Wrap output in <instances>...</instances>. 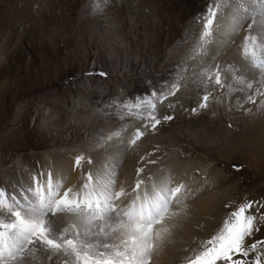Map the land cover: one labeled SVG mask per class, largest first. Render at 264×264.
Here are the masks:
<instances>
[{
    "label": "rangeland",
    "instance_id": "374dc122",
    "mask_svg": "<svg viewBox=\"0 0 264 264\" xmlns=\"http://www.w3.org/2000/svg\"><path fill=\"white\" fill-rule=\"evenodd\" d=\"M257 1L250 0L242 8L248 17L242 16L236 30L240 36L249 28L242 32L237 52L254 74L253 70L242 71L237 61L226 56L229 46H234L231 40L220 48L213 43L225 16L231 9L235 12V0H0V198L23 201L16 208L24 209L27 219L24 222L15 216L7 221L9 215L0 213V233L12 249L6 257L17 253L22 257L15 262L2 256L0 264H32L42 249L46 251L48 242L61 253L46 255L56 264H108L116 259L119 261L114 264H130L110 252L117 242L129 239L127 224L113 220L116 213H110L106 205L99 204L104 209L98 213L99 220L82 216L90 211L57 208L59 213H46L38 217V224L33 223L35 228L44 222L42 235L37 232L36 236L27 224L28 217L35 211L46 212L47 206L34 203V193L22 200H17L20 193L3 194L15 174L28 171L27 165L38 169L48 154L69 160L68 170L77 172L72 183L63 174V180L59 179L61 189L72 185L70 201L82 194L74 185L97 171L99 164L94 161L105 157L106 151L118 158L121 149L119 164L139 162V169L154 157L157 160L161 150L170 154L164 157L168 166L173 162L200 165L199 159L212 166L213 183L217 179L220 190L211 184L200 195L204 197L207 191L215 197L210 212L217 216L207 217L211 223L199 228L201 235L188 236L178 246L186 264L199 262L211 252L208 264H251L250 254L264 264V243L257 242L264 238V216L260 224L256 219L242 221L256 213L247 207L252 202H244L246 199L264 201V34L252 24L248 26L253 17V22L264 17V5L257 8ZM126 136L132 140L139 137L135 149ZM178 156H185L183 162ZM84 164L89 165L88 171H83ZM114 176L119 179L118 174ZM158 176L151 173L138 181L144 187L136 197L147 206L136 213L148 214L152 202L147 198L157 195L155 189L162 183ZM17 179V188L33 183L32 177ZM150 179L151 185L156 181L152 191L145 189ZM42 180L46 186V178ZM166 182L163 198H169L174 180ZM187 189L188 183L178 197ZM201 198L181 207L192 209V203ZM168 205L170 202L161 211ZM8 206L0 207V212L10 213ZM183 208L173 212L180 215ZM67 213L77 215L82 228H89L79 231L81 238L75 230L64 233L65 237L59 232L67 230L59 217ZM90 224L92 227L87 226ZM248 226L259 228L252 237ZM133 231L142 239V230ZM65 238L66 242H59ZM29 242H34L30 251ZM149 244L144 254L153 251Z\"/></svg>",
    "mask_w": 264,
    "mask_h": 264
},
{
    "label": "bare ground",
    "instance_id": "6f19581e",
    "mask_svg": "<svg viewBox=\"0 0 264 264\" xmlns=\"http://www.w3.org/2000/svg\"><path fill=\"white\" fill-rule=\"evenodd\" d=\"M249 1L250 0H244V1L243 0H235V2L233 3V5L237 6L235 12L233 9H231V12L226 11V12H228V14L225 16V18L222 22L223 26H222V28H220L218 30V33L216 34L217 37L214 39V42H213V43H216L218 48H220V47H222V44H224L223 42H225L227 44L228 40H231V44H234V46H231V47L229 46V48H228L229 50H227V52H225L226 56L230 55L229 57L232 58L234 62L237 61V64L241 66L242 71H245V72H248V71L251 72V70H253V69L249 68V66H247L248 64L246 63V61L243 58L240 60L239 52H237V49H238L237 45L239 44V41L241 40V38L244 37L242 35V32H243V34H245L247 29H249V28H245L244 31H241L240 36L236 35V30H238V28H240V20H241L242 16L248 17L247 13L242 11V8H245L248 4H250ZM252 1H254V0H252ZM258 1H259L260 5L258 6L255 4L256 7L262 8V6L264 5V0H258ZM241 12L244 15H241ZM257 13H260V12L257 11ZM237 15H239V16H237ZM253 19H254V17H253ZM253 19H251L248 26L249 25L251 26V24H252V28H258V29L262 30V32L264 34V17L262 15L258 16V18H256L255 22H253L254 21ZM253 73L255 74L254 70H253ZM127 137L128 136H126L125 140L127 139ZM128 139H129L128 144H130V139H132V138L128 137ZM122 147H123L124 152H126L125 146L122 145ZM106 152H103L105 157H103L102 159H99L97 161H94V163H93V164H95L96 162H98V164H99V167L96 168L97 173L95 171H92L91 173H89V175H87L88 178H82L79 180L78 183H76L74 185V186H78L79 189L83 188L82 189L83 193L79 197H77V199H72L70 201H67L68 200V194L65 193V195L60 196V199L63 198L64 200L61 202V204L58 208L59 209H65L68 207L69 209H72L76 212H79L80 210H78V209L84 208V207L85 208L89 207L90 212L93 214L91 216L93 218H96L97 215L95 214L96 210L94 211V208L95 209L97 208L98 213L103 212V209L99 205L100 199L104 200V197L111 199L110 193L106 194V191H107L106 188L107 187H101L100 188L99 181L97 179L107 177V182H109L110 184H113L114 183V182H112L113 176L115 174H118L119 179L117 180V183H118L119 191L121 194L119 199L121 200L123 197L124 198H123V201L116 208V210H118V211H116V217L114 215L113 217L111 216V218L113 220L122 219V221L120 223L121 224L122 223L127 224V226H125L126 228H128L127 229L128 235L126 237L129 240L124 241L122 239L123 240L122 242L119 240L120 242H117V245L115 247H113L112 249H110V252L113 253V256L118 257L120 260L121 259L129 260V261H125V262H130V264H132V263L133 264H148L149 263L148 260H151V264H178V262L180 264H186L187 260L184 259L183 256L180 255V253L183 251H182V249H178V246H180L181 242H185V240L188 239V236L195 237V236L201 235L200 230L203 228V224H205V226L208 227L209 226L208 224L211 223V220L206 219V218L207 217L211 218L212 216L213 217L217 216V214L213 215V212L212 213L210 212L212 210V205L214 203L215 197L211 196L210 192H207V191L205 192L204 197L202 195H200V193H202L207 187L209 188L211 184L214 185V189L220 190V188H218L219 181L217 179H215V183H213L214 175L211 173L212 172L211 171L212 166L210 167L209 165H207L206 164L207 161H205L203 159L202 160L199 159V161L202 163L200 165L190 164V165L181 166L179 163L173 162L170 166H168L167 161H164L165 160L164 157H165V155L168 156L170 154L166 153L164 155V153L166 151L161 150V152H157V154H158L157 160H155L156 157H154L152 162H149L148 165L139 169L138 168L139 162L133 163V164H131V163L128 164V162L123 161V165L119 164L121 162L122 149H121V152L117 153L118 158L115 157L114 155L106 154ZM162 152H164V153H162ZM71 156H73V155H71ZM176 157H177V155H176ZM26 158H29V157H25V159ZM25 159H24V166H25ZM130 159H132V156L129 158V160ZM178 159H179V156H178ZM180 159L179 160L181 162H183L181 157H180ZM190 161H195V160H190ZM196 161H198V160H196ZM43 162H44V160H43ZM187 162L188 161H186V163ZM105 163H111V164L107 165L104 169L103 166L105 165ZM152 164H155V166L152 167V171L155 174L159 175L157 177V180H160L162 183H160L159 186L157 187V189H155V191H159L158 194L156 195V194L152 193L153 195L150 198H147V199L151 200L152 203L150 204V206L148 208L147 217L144 215L142 217L143 221L146 222V225L143 228L142 225H144V224L141 223L142 221L138 222V223H141L140 224L141 226H138V225H135L134 223L126 222L125 219H127L129 217V214L133 215L136 212H138L139 210H141L147 206V203L145 201L139 200L136 196H138L140 193L142 194V189L144 187V185L141 183H138V181L142 180L144 177L150 175L151 173H152V175H154V173L151 170L148 171L151 168ZM204 164H206L209 167V170H208L207 166ZM209 164H211V163L209 162ZM69 165H70L69 160H67L65 162V161H62L56 155L50 157L48 154H45V163L40 165L38 167V169H36L33 166H29V165L26 166V169L28 168V171H30L31 176L29 175V172L27 170H25V172H23V171H21V172L19 171L18 173L16 172L17 174H15L13 176L14 179L11 181V183L9 182L10 185L7 184V185H9L7 187V192H6V190H4L3 194L5 195V194L9 193L10 195H12V193H20V198L18 196H16L15 194L14 195L16 198L18 197L17 200H19V199L22 200L23 198H26L30 194L37 192L40 187H44V190L47 193L49 192L48 189L52 191V194H49V193L46 194V192H45V196H52L53 197L52 200H54V198H57L62 193L63 190L65 191L69 187V186H65L62 189L60 188V185L63 184L62 182L59 181V179L62 178V174L65 175L68 180H70V183L73 182V179L75 178V176L77 174L75 169L68 170ZM78 166H80V165L78 164ZM91 166L93 167V165H91ZM120 166H121V169L119 171L118 169L120 168ZM45 167H47V168H45ZM160 167H163L162 171L159 169ZM172 168H176V170L174 169L175 171H172ZM36 172H37V174H36ZM110 172H111V174H110ZM12 174H14V173H12ZM18 177L21 179L23 178V180H30L32 177L33 183L32 184H26L25 183L23 186H21L19 188L14 187L15 185L18 186V179H17ZM45 178H46V186L41 184V180L43 179L42 181L45 182ZM116 179H117V177H115L114 181ZM190 179H191V182L189 183L188 189L184 193V195L182 197L179 196V198H176V199L174 198L172 200L171 205L166 207L169 210V214H168L169 216L164 221H162L159 225L150 228L151 227L150 223L153 222L154 218H158L157 220H160V217L162 216V214H158V213L162 209V206L165 203L171 202L169 200V198H167V197H165V198L160 197L165 190V186H166L165 182L166 181L170 182V181L174 180L172 188L174 190L178 191V190H181ZM62 180H63V178H62ZM143 180H145V179H143ZM23 183H24V181H23ZM152 184L153 185H151V179H150L149 185L145 189H147L149 187L148 190L152 191L156 185V181H154ZM32 188H34V189L31 190ZM91 190L95 191V193L91 197L86 198V195H87L86 193H89ZM29 191H30V193H29ZM55 192L57 193L56 196L54 195ZM45 196H43L44 202H42L44 204L47 202V199ZM198 197H202V198L200 200H197L194 203H192V205H194V207L192 209H189V207H187V208L181 207V206H183L181 204L191 202L194 198H198ZM16 198H12V199L16 200ZM91 201H92V203H91ZM9 204L10 205L12 204V207L9 208V206H8ZM23 204H24L23 201L21 203H16L15 201L9 202L7 200V202H6L4 199L0 198V207L8 206V210L10 211V213L5 212V211H1L0 213L9 215V217L6 219L7 221L9 219H14L15 216H18L20 220L25 221L26 218L24 216L26 215V211L22 212L24 209H22V208L17 209L16 208L18 206H22ZM29 206H31L30 200H29ZM179 208H183L185 210L183 212H181L180 215H177V212L174 213L173 211L176 209H179ZM12 209H15V210L12 211ZM26 210L29 211L28 209H26ZM55 211L56 210H53V211L47 210L46 212H41V213H38L37 211L32 212L31 217H28V219L30 218V220H28L27 224L28 225L30 224L31 225L30 227L34 228L33 223L38 224V222L36 221L38 219V217L42 218L43 216L46 215V213L51 214V213H54ZM56 212H58V211H56ZM74 213H71V214L67 213V214H62V216H59L60 219L63 220L62 221L63 222L62 227L67 229V230L63 229L65 231H62V229L59 230V232L63 235V236L61 235L62 237H65L64 233L68 234V233H66L67 231L75 230L74 232H76V236L78 238H81V236L79 235V231L82 229H84L83 231H87L89 229V228H82L83 226H82L81 222H79L80 218L78 217L79 219H76L75 216L77 217V215H75ZM69 216H72L74 218L69 217ZM118 217H120V218H118ZM81 218H85V217H81ZM98 219H100V218H98ZM17 221H19V220H17ZM39 223H40V225L44 226L43 221H40ZM0 224L2 225L3 223H0ZM87 226L92 227L91 224L87 225ZM39 228H40L39 226L34 228L32 230V232L34 234H36L37 231L36 232H34V231L36 229H39ZM129 228L130 229L132 228L133 230H135V229L136 230H142L141 233H139V234H141V235H139V238L141 237L142 239L139 240L135 234V231L130 230ZM199 228H201V229H199ZM111 229H113V228H111ZM120 229L121 228L119 227V230ZM42 230H43V228H42ZM152 230H154V231H152ZM148 231H152V232H150V234L147 237ZM0 235H1V233H0ZM82 235H85V234L82 233ZM105 235H107V234L105 233ZM115 235L116 234H114V237H112V238H115ZM85 237H86V235H85ZM118 237H119V234H118ZM121 238H123V237H121ZM65 240H66V238L64 240L60 239L59 242L63 244V241H65ZM32 243H34V242H29V245H30L29 246L30 248H28L29 251L31 249ZM74 243H73V245H74ZM149 243H151V245L153 246V251L151 250L148 254H144V251L146 250V248L150 247ZM44 245H45L44 248L46 249V251L44 249H42L45 252H41L42 250L39 249L41 251L37 257L35 256L36 260H34V258L31 256L30 259L33 258L32 261H34V262H32V264H56L55 262H53L54 259H51L49 257H52V256L56 257L57 254H61V253H59V251H57V247H55L54 245L52 246L49 242L47 244H44ZM99 245H101V244H99ZM152 246H151V248H152ZM53 247H55V248H53ZM109 247H110V245H109ZM68 249H69V247H68ZM75 249H77V248H75ZM104 249H106V248H104ZM100 250H102V249H100ZM3 251L4 250H3V247L1 246V242H0V257H2V256L6 257L7 253L5 254ZM66 251H68V250H66ZM92 251L93 250H90V252H92ZM98 251H99V249H98ZM104 251H106V250H104ZM24 253H26V252H24ZM38 253H39V251H38ZM226 253L227 252L225 251L223 254H226ZM46 255L49 257H47ZM10 258H12V257H10ZM204 258L205 257H202V259H204ZM21 259H22V257L17 258L14 261L17 262ZM144 259H146V261H144ZM118 261H119L118 259L110 261V262L108 261V264H114V263H117ZM196 264H204V263H196Z\"/></svg>",
    "mask_w": 264,
    "mask_h": 264
}]
</instances>
